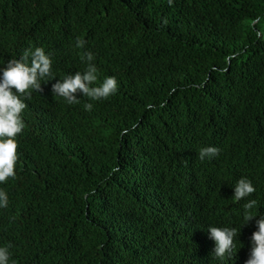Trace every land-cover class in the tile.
I'll return each instance as SVG.
<instances>
[{
    "label": "trees",
    "instance_id": "16d2710c",
    "mask_svg": "<svg viewBox=\"0 0 264 264\" xmlns=\"http://www.w3.org/2000/svg\"><path fill=\"white\" fill-rule=\"evenodd\" d=\"M37 47L55 78L21 97L32 127L0 183L9 264H246L264 217V0H0V69ZM86 52L93 86L117 92L69 105L52 85ZM206 146L220 152L201 162ZM242 177L256 191L236 202ZM210 226L237 230L230 257Z\"/></svg>",
    "mask_w": 264,
    "mask_h": 264
},
{
    "label": "clouds",
    "instance_id": "9594fccd",
    "mask_svg": "<svg viewBox=\"0 0 264 264\" xmlns=\"http://www.w3.org/2000/svg\"><path fill=\"white\" fill-rule=\"evenodd\" d=\"M172 0H169L171 5ZM84 41L76 40V47L82 48ZM91 52L84 53L85 70L77 71L74 75H66L52 85V94L63 98L67 104H79L77 94L89 98L91 101L106 100L115 95L118 83L115 77H106L99 86H93L97 77V68L92 61ZM52 61L43 48L26 49L19 59H11L6 66L0 69V183L8 178H15V165L18 160L17 142L20 137H25L23 116L27 105L24 100L30 99L31 91L42 92L41 81L47 82L54 79ZM91 103L84 104V110L91 111ZM220 149L206 146L199 149L198 158L201 162L205 159L216 157ZM256 191L252 182L247 178H240L234 187L233 199L236 202L246 200ZM8 197L6 192L0 191V207L6 208ZM256 200H248L244 205L243 220L246 224L253 216L251 209L256 207ZM257 231L251 236V252L246 264H264V217L256 221ZM209 238L214 241L213 257L224 260L234 254L236 249L235 238L238 233L235 228L213 227L208 228ZM10 247V246H9ZM9 247H0V264H9Z\"/></svg>",
    "mask_w": 264,
    "mask_h": 264
}]
</instances>
